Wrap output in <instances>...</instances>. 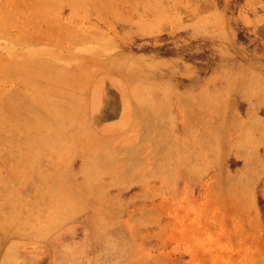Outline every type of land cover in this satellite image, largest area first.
Returning <instances> with one entry per match:
<instances>
[{"label":"rangeland","instance_id":"1","mask_svg":"<svg viewBox=\"0 0 264 264\" xmlns=\"http://www.w3.org/2000/svg\"><path fill=\"white\" fill-rule=\"evenodd\" d=\"M74 4L0 0V264H264V0Z\"/></svg>","mask_w":264,"mask_h":264},{"label":"bare ground","instance_id":"2","mask_svg":"<svg viewBox=\"0 0 264 264\" xmlns=\"http://www.w3.org/2000/svg\"><path fill=\"white\" fill-rule=\"evenodd\" d=\"M83 1L84 0H70V2L72 4L77 2L78 5L80 4V2H83ZM109 1L111 3V0H109ZM107 4H109V3H107ZM74 5H76V4H74ZM80 5H82V4H80ZM11 11L12 10H10V12ZM46 33H47L46 31L45 32L42 31L39 35L35 36L32 40H36V42L44 40ZM18 41H19V43H21L23 45L25 42H27V39H25V36H22V38H19ZM43 63H45V61L42 62V61H40L36 58H33V57L29 58L28 60H23L22 65H13L18 70L19 74H17V75L12 74L11 76H7L6 79H9V80L16 79V78L28 79L29 81H31L32 86H34L38 91H42V92H40L42 101L45 104H51V106L56 111L55 113L57 114L58 119L59 118L61 119V115L66 116V118H69V119L73 118V116L75 117L76 114L78 115L79 110L82 109V107L80 108L79 105L82 101L81 96L84 97V93L86 92L85 87L83 85L84 82L79 81L78 84L67 85V86H63L61 88L58 87L55 94L51 92L53 94V96L50 98L49 97L50 92H46L43 90V85L48 84L45 81V77H47V76H46V73L44 71ZM38 65H39V68L37 70H32V67L38 66ZM47 73H49V72L47 71ZM43 78H44V80H42ZM47 79H50V81H52V83H55L56 81H58V78L57 77L53 78V76L50 78H47ZM81 90H82V92H81ZM8 93H10V91H8ZM15 99H18V98L15 97ZM25 101L26 100L22 99L20 104H24ZM26 104H28V103H26ZM30 104H28L27 115H26V117L24 119V123H23L26 126L25 128L28 127L29 130H36V128L42 126V132H47L46 125H45L46 121L44 120L41 111L39 109H35V108L32 109L31 108L32 104L31 105ZM21 107L23 109H26L23 106H21ZM65 121H67V120H65ZM44 130H46V131H44ZM29 135H30V137H32L35 134L29 133ZM43 135H45V134H43ZM36 144L39 145V143H36ZM41 146L45 147L46 144L44 142H42ZM45 192L51 193L53 195V198L57 202H59L61 205L68 206L69 204L72 203V200H71L72 195H73L72 192L57 191L52 185L47 187ZM25 205H27L28 209L31 211H33L34 209H38V206L35 204H32V203H28ZM51 206L54 210L56 208H58L57 205H55V204H53V205L51 204ZM51 211H52V209H51ZM48 216H53V213L49 211Z\"/></svg>","mask_w":264,"mask_h":264}]
</instances>
